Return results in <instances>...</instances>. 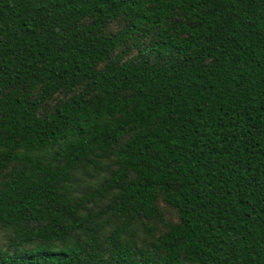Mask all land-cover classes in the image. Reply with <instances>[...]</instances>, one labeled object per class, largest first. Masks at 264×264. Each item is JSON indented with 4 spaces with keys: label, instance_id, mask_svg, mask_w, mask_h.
<instances>
[{
    "label": "trees",
    "instance_id": "1",
    "mask_svg": "<svg viewBox=\"0 0 264 264\" xmlns=\"http://www.w3.org/2000/svg\"><path fill=\"white\" fill-rule=\"evenodd\" d=\"M0 226V264H264V0H0Z\"/></svg>",
    "mask_w": 264,
    "mask_h": 264
},
{
    "label": "rangeland",
    "instance_id": "2",
    "mask_svg": "<svg viewBox=\"0 0 264 264\" xmlns=\"http://www.w3.org/2000/svg\"><path fill=\"white\" fill-rule=\"evenodd\" d=\"M113 30L117 31L119 29V24L116 23L114 24V26L112 27ZM50 105V104H49ZM104 169L106 170V168L104 167ZM107 172H105L104 174H106ZM87 184L90 183H95V180L92 177L89 176H84V179L80 182L79 185V190L82 191L83 187ZM157 207L158 210L162 213V218L164 221V224L159 223V222H148L146 223L147 226H151L154 225V230H147L145 228H143L140 225H137L134 229V236H131L130 238L135 240L137 243H141L142 240H149L152 234L157 235L158 232H162L166 229V223H175L177 222V216L176 213L173 209H171L169 206H167L166 204H164L161 200H159V202L157 203ZM96 210V209H95ZM13 234H12V230L9 228H3L0 226V256L4 253L7 254H13L14 253V247L12 245H10V242L12 240ZM60 246V245H58ZM33 245H25V246H21L19 251L21 250H25L27 248H32Z\"/></svg>",
    "mask_w": 264,
    "mask_h": 264
}]
</instances>
